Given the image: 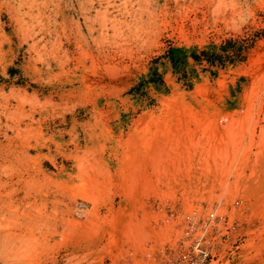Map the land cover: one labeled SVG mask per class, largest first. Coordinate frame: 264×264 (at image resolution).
<instances>
[{
    "label": "rangeland",
    "instance_id": "obj_1",
    "mask_svg": "<svg viewBox=\"0 0 264 264\" xmlns=\"http://www.w3.org/2000/svg\"><path fill=\"white\" fill-rule=\"evenodd\" d=\"M201 235L264 264V0H0V264H173Z\"/></svg>",
    "mask_w": 264,
    "mask_h": 264
},
{
    "label": "built area",
    "instance_id": "obj_2",
    "mask_svg": "<svg viewBox=\"0 0 264 264\" xmlns=\"http://www.w3.org/2000/svg\"><path fill=\"white\" fill-rule=\"evenodd\" d=\"M85 204L78 206L79 215L84 212ZM204 236H197L189 248L182 251L173 264H209L210 251L207 247Z\"/></svg>",
    "mask_w": 264,
    "mask_h": 264
},
{
    "label": "trees",
    "instance_id": "obj_3",
    "mask_svg": "<svg viewBox=\"0 0 264 264\" xmlns=\"http://www.w3.org/2000/svg\"><path fill=\"white\" fill-rule=\"evenodd\" d=\"M229 44L226 45H222L220 48L222 50V53L220 52H210V51H202L201 54L199 56H194L197 60H203L206 59L208 61H210V63L214 64L216 62H224L226 60H230V61H236V52L233 54H230V50H229ZM180 52L178 49L175 48H171L168 51L167 57L169 59H171V61L174 63L176 68H179L180 66H182V64L185 63V55L181 56ZM156 75H158L157 72H155Z\"/></svg>",
    "mask_w": 264,
    "mask_h": 264
}]
</instances>
